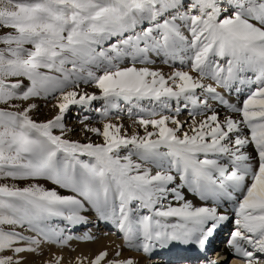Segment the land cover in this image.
<instances>
[{
  "label": "snow or ice",
  "instance_id": "1",
  "mask_svg": "<svg viewBox=\"0 0 264 264\" xmlns=\"http://www.w3.org/2000/svg\"><path fill=\"white\" fill-rule=\"evenodd\" d=\"M174 243L264 264V0H0V264Z\"/></svg>",
  "mask_w": 264,
  "mask_h": 264
},
{
  "label": "bare ground",
  "instance_id": "2",
  "mask_svg": "<svg viewBox=\"0 0 264 264\" xmlns=\"http://www.w3.org/2000/svg\"><path fill=\"white\" fill-rule=\"evenodd\" d=\"M75 114L68 117V124L70 126L76 125V120L74 118ZM74 138H81L77 133ZM193 199L194 204H200L201 202L198 198L189 197ZM89 219L92 223L87 226H82L79 231L84 232L89 229L92 233L98 237L95 243L82 244L81 247L85 251H96L103 248L111 240H116L117 243L120 241L116 239L117 234L111 224L105 223L104 221H97L96 214L94 212L89 213ZM223 237H229L228 228L221 229V231L216 236V241H219L220 246L215 250L211 247L213 251L210 253L214 254H224L226 252L225 244L227 240H223ZM212 246V245H211ZM210 249V250H211ZM155 258V259H154ZM145 264H202V258L200 253L194 246H187L178 243L171 244L167 248L157 249L150 260H147Z\"/></svg>",
  "mask_w": 264,
  "mask_h": 264
},
{
  "label": "rangeland",
  "instance_id": "3",
  "mask_svg": "<svg viewBox=\"0 0 264 264\" xmlns=\"http://www.w3.org/2000/svg\"><path fill=\"white\" fill-rule=\"evenodd\" d=\"M45 114H46V110H45ZM228 239V237H223V240H227ZM155 259V258H154Z\"/></svg>",
  "mask_w": 264,
  "mask_h": 264
}]
</instances>
